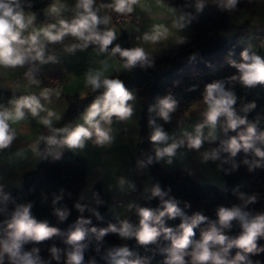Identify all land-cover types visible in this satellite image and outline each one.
<instances>
[{
    "label": "clouds",
    "instance_id": "obj_1",
    "mask_svg": "<svg viewBox=\"0 0 264 264\" xmlns=\"http://www.w3.org/2000/svg\"><path fill=\"white\" fill-rule=\"evenodd\" d=\"M251 2V0H249ZM241 0H194L183 7H194L196 12H202L209 4L221 12L233 13L239 10ZM158 7L167 8L173 14L171 28L165 24H153L151 30L137 37L140 41L134 47H121L114 44L118 38V28L112 23V16L130 18L137 6L148 11L144 0H111L110 3H96V0H76L73 6L66 0H50L42 11L46 18L45 23L37 25L38 12L33 10V0H0V76H6L9 71L26 68L23 81L12 83L13 96L8 103L0 104V151L9 149L18 136V126L22 131L31 119L48 130L50 135H40L31 147L40 155L37 145L43 141L45 152L54 160H59L62 150H83L86 144L91 143L98 147L111 146L114 140L111 125L113 120L128 121L134 114L133 103L136 97L126 88L118 76L108 75L110 69L119 71V68L110 65L108 59L99 62L100 67L89 68L84 74V85L92 92L102 89L99 96L86 107L80 115V121L55 127V122L62 119L61 113L46 107L44 102H50L52 97H60L62 88L42 86L40 78L41 67L49 63H58L57 50L54 45H62L63 53L75 54L78 50L84 51L93 46V51L117 58L120 67L131 71L136 67L151 68L154 64L153 54L146 50L143 44L157 46L173 39L176 44H184L186 38L175 35L173 29L182 30L195 19L191 13L181 11L176 15L177 9L165 5L164 0H155ZM103 12V14H101ZM71 13V16H65ZM73 38L65 43V38ZM111 46V47H110ZM189 59H195L193 54ZM237 75H232L227 81L215 80L206 84L202 102L204 110L201 112L202 121L195 124L193 131L182 130L180 137L169 135L162 125L157 124L156 117L164 123H170L172 113L175 112L177 101L169 94L158 99V103L149 108L155 117L148 120L152 128L150 141L154 147L155 160L167 158L166 162L172 164L177 150L186 147L189 150L199 151L205 144L219 141L218 148H210L201 153L202 163L216 161L220 153L229 154V159L235 158L243 152V163L251 172L256 168L264 167V130L259 128V120L250 121L247 114L253 110L255 103H247L237 108V96L226 83L238 82L245 88H254L264 85V59L255 52L247 49L241 52V61H230ZM23 89L25 94L16 95ZM36 89L38 91H34ZM84 95V94H82ZM187 115V114H186ZM229 132L236 135L229 136ZM221 134L227 137L220 139ZM249 157H252L249 159ZM225 163L228 160L224 161ZM153 163V157H148L147 164ZM237 164L232 162V170ZM125 183L123 178L118 180L119 185ZM130 187H133L131 184ZM94 195H96L94 193ZM163 192L159 185L151 190L152 198H159L161 208L152 209L129 204V209L135 207L140 217L139 226L136 227L129 220H120L117 224H109L106 228L90 230L84 226L90 220L78 219L74 230L68 234L66 243L71 246L69 250H61L55 246L50 249L51 258L59 262L61 252L64 251V264H99L95 258L85 261L84 252L87 245L83 243L87 232L95 235L100 241L107 234H117L122 239L135 237L139 246L147 247L157 244L159 239L170 243L159 248L165 255L163 264H260L250 258L253 255L264 253V246L258 245L259 239H264V212L250 209L248 206L258 202V195L239 192L241 203L232 207H220L217 211V220L208 218L197 212L192 217L185 216L178 207V201ZM10 197L0 186V203H7ZM61 197L57 196L55 204ZM97 204L102 203L99 199ZM29 204H18L7 220L6 228L0 233V264H51L50 260L43 259L38 247L26 248L29 244H39L59 234L55 227H49L47 222H38L31 215ZM75 207L83 212L84 206L77 203ZM188 207V205H185ZM99 218V212L92 209ZM61 220L66 219V210H56ZM164 217L181 218L178 229L164 226ZM238 226L240 231L236 236H229L230 231ZM201 239H194V231L200 225ZM236 249L235 255L232 250ZM97 252L99 249L97 248ZM106 264H146L147 258L136 255L127 245L115 246L106 250L100 256Z\"/></svg>",
    "mask_w": 264,
    "mask_h": 264
},
{
    "label": "trees",
    "instance_id": "obj_2",
    "mask_svg": "<svg viewBox=\"0 0 264 264\" xmlns=\"http://www.w3.org/2000/svg\"><path fill=\"white\" fill-rule=\"evenodd\" d=\"M255 1L241 0L238 6L239 10L233 13L221 12L211 4L206 6L202 12L197 13L194 7H183L185 4L193 3L194 0H164L165 4L191 13L195 17L188 24L189 34L185 36L186 42L184 44L175 43L170 48L153 55L154 64L151 68L136 67L131 71L123 69L121 72L111 75L118 76L126 88L134 91L143 102L138 119V145L146 151L145 171L149 173L150 180L138 206L152 209L161 208L159 198L149 199L152 188L159 185L161 190L168 194L165 199L172 197L178 201V207L188 218L199 212L209 221L217 220V211L220 207H232L241 203L238 199L239 192L247 195L257 194L258 202L248 207L258 212H264V167L249 172L248 166L242 162L245 158L243 152L238 153L232 159H229L228 153L221 152L220 158L215 162L223 178V184L198 182L188 171L166 168L155 160L154 147L149 139L152 128L148 124L149 118L155 117V113H150L149 108L156 105L159 98L169 94L177 101L176 110L172 113L170 123H164L156 117L157 124L162 125L167 132L186 122L189 108L203 97L206 84L215 80L227 81L232 75L238 74L237 70L231 66L230 61L240 62L243 50L247 49L250 53L255 52L264 59V44L261 40L250 39L249 36L241 37L239 31L242 27H246L245 25L227 32L235 27L232 14L238 13L241 9L252 8ZM49 2L50 0H33L35 5L33 10L40 9L37 18L38 24L48 22L42 9ZM258 31L264 34V30L261 28ZM125 38L126 35L123 32L118 35L112 46L118 43L121 47L130 48L131 46ZM193 54H195V59H189ZM225 86L235 92L238 98L237 108L247 103H255L256 107L247 114V117L250 121L258 119L259 128L264 130V85L245 88L238 82H234L226 83ZM101 92L102 89L96 92L89 89L85 95L71 96L62 119L56 126H62L70 119L80 115ZM12 96V90L0 87V104L6 105ZM228 135L233 136L236 133L229 132ZM226 138L221 134L220 139ZM218 147L219 141L214 142L213 148ZM150 156L153 157V163L147 164ZM251 158L249 157V159ZM225 160L228 162L225 163ZM233 160L237 164L235 170H232ZM86 167V159L71 150H62L59 160H54L48 153L44 155L34 167L23 173L17 185L3 190L10 199L6 204L0 203V233L6 228L5 222L10 219L16 205L30 203L32 205L31 215L38 222H47L49 227L57 228L59 234L39 244L26 245V248L38 247L39 255L43 259L50 260L51 264H64V251L61 252V260L57 262L51 258L50 249L53 246L61 250L71 248L66 240L69 232L74 230L78 219L90 220V223L84 226L89 230L92 227L98 230L106 228L109 224L118 225L117 218L110 211L109 196L100 182L93 183L83 193L86 184ZM57 196L61 199L54 204L53 201ZM97 199L102 203L97 204ZM77 203L84 206L83 212L75 207ZM57 209L67 211L66 219L61 220L58 217ZM92 209L99 212V218L93 214ZM139 220L137 212L129 218V222L136 227L139 226ZM163 220L165 227H171L174 230L178 229L181 223L180 217L174 219L164 217ZM204 227L206 224H202L194 230L196 241L201 239V229ZM239 231V227L235 226L234 222L233 229L226 230V234L236 236ZM83 243L87 245L84 252L85 261L95 258L99 264H106L105 261L100 260V256L105 254L107 249L123 246L117 234L109 233L97 241L95 235L90 231L87 232ZM169 243L170 241L161 237L157 244L144 247L137 244L135 237L125 239V245L130 250L141 258H147L146 264H163L165 255L161 254L158 249ZM258 245L264 246V239H259ZM97 248L99 252H97ZM235 252L236 249H233L232 255H235ZM250 258L253 262L258 260L260 264H264V253L253 255Z\"/></svg>",
    "mask_w": 264,
    "mask_h": 264
},
{
    "label": "crops",
    "instance_id": "obj_3",
    "mask_svg": "<svg viewBox=\"0 0 264 264\" xmlns=\"http://www.w3.org/2000/svg\"><path fill=\"white\" fill-rule=\"evenodd\" d=\"M98 0H96L97 3ZM109 3L111 0H107ZM76 0H66L70 6L75 4ZM144 3L148 6V11L142 10L139 6L136 7L133 15L137 17L138 22L135 27L142 36L144 32L151 30L153 24H165L171 28L173 14L168 11L167 8L158 7L155 4V0H144ZM168 5V4H165ZM169 7H174L168 5ZM264 7V0H256L255 4L250 9H241L238 13L232 14V21L235 24L233 29L227 31L231 32L241 25H245L249 30L250 39H259L264 44V34L258 31L264 23L259 21L257 12ZM180 10L177 9L176 15L180 14ZM69 13H65L68 16ZM249 18V19H248ZM254 20V21H253ZM113 25L117 26L114 22ZM42 24V23H41ZM37 25H39L37 23ZM122 32H128L130 30L129 25L117 26ZM175 35L187 36L189 34V27L187 26L182 30L173 29ZM73 38L66 37L65 43L71 42ZM140 41L130 42L131 47L139 44ZM175 44L173 39L162 43L157 46H151L149 44H143L146 50L152 52L153 55L160 53L162 50L170 48ZM57 50L58 63H49L43 65L41 68L47 71H58L61 74L62 93L59 98L53 96L50 102L42 103L46 104V107L52 108L61 116L68 106L69 98L73 95L86 94L89 88L84 85V74L89 68L100 67L99 62L104 59H108L109 64L119 68V71L110 69L108 75L121 72L123 69L120 67L117 58L108 57L106 54H97L93 51V46H90L84 51H77L74 55L63 53L62 45L52 46ZM253 48H255L253 46ZM22 68L9 71L6 76H0V87L8 90H12V83L19 81L24 83L23 79H16L21 73ZM42 86H49L43 82ZM50 87V86H49ZM34 91H38L33 89ZM13 91V90H12ZM131 91V90H130ZM136 97L133 103L134 114L128 121L113 120L111 125L113 129L114 140L111 146L98 147L89 141L83 150H76L78 153L86 159V184L83 191H86L93 183L100 182L104 191L108 194L110 200V211L117 218L118 223L120 220H129L130 216L136 212L135 207L129 209V204L138 205L141 198L146 192V188L149 178H146V171L139 182V188L137 194L130 192L131 170L133 164V154L136 151L138 145V119L142 109V99L138 98L136 93L132 91ZM25 94L23 89L16 92V95ZM204 104L202 98L191 105L187 112V121L183 124L172 128L167 131L169 135H175L180 137L182 130L189 132L193 131L195 124L202 121L203 117L201 112L204 110ZM81 115V114H80ZM80 115L70 119L64 125L75 124L80 121ZM59 122V121H58ZM58 122H55L54 126ZM152 129L149 136L151 135ZM48 130L39 125L35 119H31L22 131L18 126V136L13 145L9 149L0 151V186H3V190L17 185L23 173L34 167V165L47 154L45 152V143L41 141L37 145V150L40 155H37L32 145L36 143L40 135H50ZM214 143L209 144L205 142L204 146L199 150H189L186 147L177 150V155L173 158L172 164L166 162L167 158L159 160L158 162L166 168L171 169H183L188 171L191 176L202 183H215L218 185L223 184V178L219 174V169L215 161H208L202 163L201 153L213 148ZM68 150V149H63ZM72 151V150H71ZM123 178L125 183L121 186L118 184V180Z\"/></svg>",
    "mask_w": 264,
    "mask_h": 264
},
{
    "label": "built area",
    "instance_id": "obj_4",
    "mask_svg": "<svg viewBox=\"0 0 264 264\" xmlns=\"http://www.w3.org/2000/svg\"><path fill=\"white\" fill-rule=\"evenodd\" d=\"M99 3H109L107 0H98L97 4ZM103 14V12L101 13ZM109 15L112 16V22H114L118 27L121 25H129L130 30L128 32H125L126 35V42H134L138 41L137 37L139 36V33L135 27V24L138 22L137 17H135L133 14H131L130 18H126L123 16H117L115 13H108ZM71 16V13H69L68 17ZM249 30L247 27H242L240 29V35L242 38L248 37L249 36ZM261 30H264V27H261ZM123 32L118 29V35H121ZM26 70V68H22L21 73L18 75L16 78L22 79L23 73ZM40 78L42 79L43 82L47 83L50 87L53 88H62V83H61V74L58 71H47L41 68L40 72ZM146 169V151L141 147L138 146L136 151L133 154V164H132V170H131V180L132 183L131 185L133 187H130V192L132 194H137L138 193V188H139V182L142 179Z\"/></svg>",
    "mask_w": 264,
    "mask_h": 264
},
{
    "label": "rangeland",
    "instance_id": "obj_5",
    "mask_svg": "<svg viewBox=\"0 0 264 264\" xmlns=\"http://www.w3.org/2000/svg\"><path fill=\"white\" fill-rule=\"evenodd\" d=\"M257 16H258V18H260L259 19V21L261 22V23H264V7H261V9L257 12ZM249 19V18H248ZM254 21V20H253ZM229 34V33H228ZM215 164H217V163H215ZM220 174V173H219ZM221 175V174H220ZM146 178H149L150 177V175H149V173H146ZM85 191H83V193H84ZM84 195V194H83ZM120 238V237H119ZM121 239V241H122V243H123V245H125V239H122V238H120Z\"/></svg>",
    "mask_w": 264,
    "mask_h": 264
}]
</instances>
